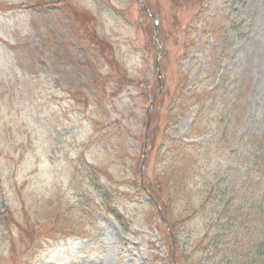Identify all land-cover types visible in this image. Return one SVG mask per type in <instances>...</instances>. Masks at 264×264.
<instances>
[{"label": "rangeland", "instance_id": "1", "mask_svg": "<svg viewBox=\"0 0 264 264\" xmlns=\"http://www.w3.org/2000/svg\"><path fill=\"white\" fill-rule=\"evenodd\" d=\"M193 1L0 0V264H175L163 219L182 264H252L262 225L227 227L264 217V0Z\"/></svg>", "mask_w": 264, "mask_h": 264}, {"label": "trees", "instance_id": "2", "mask_svg": "<svg viewBox=\"0 0 264 264\" xmlns=\"http://www.w3.org/2000/svg\"><path fill=\"white\" fill-rule=\"evenodd\" d=\"M193 2L195 4H197V5H200V4H202L203 0H194ZM197 27H198V25H196V24L192 25V31H195L197 29ZM187 46L188 47L192 46V49H193V47L195 46V41H193V43H191V44H187ZM187 53H189V52H187ZM217 63H219V61ZM220 70H221V67L218 68L217 71L216 70L215 71H216V73H218ZM187 78H189V75L188 74L179 83L178 89L176 91V95L173 98V104H174V106H172L170 108V110H174V109H176V107L183 108L185 106L184 103L185 102H188V100H190V99L193 98V96H190V92L191 91L188 88L189 84H188V79ZM157 100H161V96ZM185 108L187 109V107H185ZM179 114H182L183 115L184 113H178L177 117H175V116H172L171 117L174 124L176 123V121H177L176 119H178ZM171 124L167 125L166 126V129L169 128V126ZM156 135H157V133H156ZM192 137H193V126L190 127V129L183 136V138H181V139L180 138H174L167 145H165V142H164V141H167V140L163 136L162 137L163 138L162 139V142L159 144L160 145L159 148H162V152L164 154V158H167L168 156H171L170 159H172L174 157V159L176 160L178 156H184L182 153H185L186 155H188V149H189V147L191 145H193L192 143H190L188 141V138H192ZM156 138H157L156 136H154L152 138L150 137L151 144L156 143ZM182 171H185V168ZM94 181L95 180L92 181L91 186H93L95 188L94 185H96L97 183L94 182ZM218 201H221V198L218 199ZM237 208H236L237 210L235 211L237 214L236 215H233L232 220H230V222H229V226L227 227L225 225L227 227V230H230L231 223L234 222V221H236V220H239V217L240 216L242 217V222L243 223H247L249 226H252V224H255V226L257 225V227H258V225H262V228L264 229V217H261V214H260L261 213V210H260V208L256 211L255 217L252 215L251 212H248V211L245 212V209L244 208H242V207H237ZM219 220H220V218H219ZM249 228H251V227H249ZM173 231H174V235L176 237V232L172 228V232ZM259 233H260V235H259L260 236V239L258 240V243L254 246V249L252 251L251 250L248 251L249 252L248 254L252 256V259L250 260V263H252V264H264V232H261L260 231ZM179 237L180 236H178V238ZM226 237H227L226 234L224 235V233H223V236L221 238L224 239ZM178 238L176 237V241H177ZM178 244H179V242H177L176 248H177V245ZM222 244L223 243H220L219 241H216V242L214 241L210 245V247L212 245L215 247V249L213 251H214V258H216V263L219 260L221 261L220 263L218 262V264H224V263H222V261L224 260L225 256H227L229 253H231L230 252L231 250L229 249L230 251L228 253H226L224 256H222L221 258L217 257V256H219V253L222 251V249L220 248ZM217 249H219V250H217ZM234 256L237 257V258L239 257L238 254H234ZM176 258H177L179 264H182L181 261L178 259V253L176 254ZM231 261H232V257L229 256V264H230Z\"/></svg>", "mask_w": 264, "mask_h": 264}, {"label": "water", "instance_id": "3", "mask_svg": "<svg viewBox=\"0 0 264 264\" xmlns=\"http://www.w3.org/2000/svg\"><path fill=\"white\" fill-rule=\"evenodd\" d=\"M141 3L144 5L143 0H141ZM146 10L151 15V12L148 9H146ZM154 20H155V31H156L157 30V25H158V23H157L158 20L156 18H154ZM158 45H159L160 49H159V52H158V55H157V58H156V63H157V67H158V70H159L158 71V76H159L160 88H159L158 92L156 93L155 97L153 98V100L161 93V90H162V84H161V68H160V61H159V59H160V56H161L163 50H162V44H161L160 41H158ZM150 106H152V102L150 103ZM150 122H151V113H149V121H148V124H147V129L150 126Z\"/></svg>", "mask_w": 264, "mask_h": 264}]
</instances>
